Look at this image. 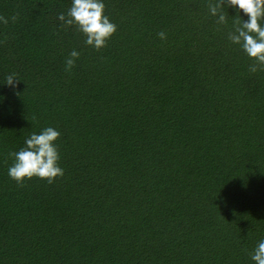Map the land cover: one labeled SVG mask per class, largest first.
<instances>
[{
	"label": "trees",
	"instance_id": "obj_1",
	"mask_svg": "<svg viewBox=\"0 0 264 264\" xmlns=\"http://www.w3.org/2000/svg\"><path fill=\"white\" fill-rule=\"evenodd\" d=\"M214 2L104 0L96 50L58 20L71 0H0V264H253L264 67ZM49 126L63 176L17 184L9 153Z\"/></svg>",
	"mask_w": 264,
	"mask_h": 264
},
{
	"label": "clouds",
	"instance_id": "obj_2",
	"mask_svg": "<svg viewBox=\"0 0 264 264\" xmlns=\"http://www.w3.org/2000/svg\"><path fill=\"white\" fill-rule=\"evenodd\" d=\"M208 12L217 18L218 24H226L228 16L235 17L229 41L238 45L254 61L249 71L256 72L257 66L264 67V0H215L209 3ZM58 20L64 26H74L85 37V45L100 50L117 31L105 12L104 0H71L66 13H59ZM14 20L15 17H12ZM7 18L0 16V23L7 24ZM161 40L166 39L164 32L157 33ZM76 50L65 59V70L74 67L79 58ZM19 80L15 73L7 76V85L14 86ZM60 132L54 127H44L31 133L24 140V146L9 153L12 159L7 175L17 184H23L34 177L53 183L63 176L60 167V152L56 144ZM253 264H264V238L260 239L250 253Z\"/></svg>",
	"mask_w": 264,
	"mask_h": 264
}]
</instances>
